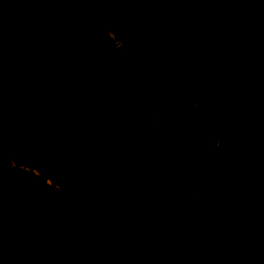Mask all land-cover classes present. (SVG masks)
Wrapping results in <instances>:
<instances>
[{"label":"trees","instance_id":"obj_1","mask_svg":"<svg viewBox=\"0 0 264 264\" xmlns=\"http://www.w3.org/2000/svg\"><path fill=\"white\" fill-rule=\"evenodd\" d=\"M5 3L13 17L0 16V98L39 88L45 96L0 111V264H18L17 240L31 251L29 264H264V251L249 256L244 242L264 235V49L242 55L231 47L250 38L245 10H262L264 33V0ZM224 5L232 10L216 22L204 13ZM23 17L41 21L29 41L12 32ZM191 25L203 34L189 33L184 55L159 62L152 44ZM121 76L126 96L107 101L103 85ZM179 92L235 108L240 134L218 152L224 202L182 199L186 173H213L192 153L183 164L174 157L185 113L169 116L142 155L138 139L123 132L134 104L163 113ZM230 212L239 218L225 223ZM74 219L87 248L67 243ZM160 223L167 233L151 256L154 244L143 241Z\"/></svg>","mask_w":264,"mask_h":264},{"label":"rangeland","instance_id":"obj_2","mask_svg":"<svg viewBox=\"0 0 264 264\" xmlns=\"http://www.w3.org/2000/svg\"><path fill=\"white\" fill-rule=\"evenodd\" d=\"M232 10L229 5L218 6L215 8L204 9L211 22H216L221 17ZM247 17L246 29L250 35L249 40L239 42L231 47L242 55L251 53H260L264 49V33H258V21L262 17L261 9H249L243 11ZM0 16L10 19L13 17V9L11 3L0 4ZM15 27L12 29L13 35L17 39H30L32 34L41 30V21L35 17H23L13 19ZM128 28L134 29L132 25ZM135 30V29H134ZM189 31L182 32L168 39L163 43L152 44V49L157 56L159 62L168 61L173 58L184 55V47L187 36L191 33L194 36H201L203 31L197 27L189 26ZM11 31V30H10ZM29 41V40H28ZM117 47L121 48L122 44L117 41ZM126 78L116 77L107 81L102 89L106 95L107 101L115 100L119 97L126 96L124 85L127 83ZM45 96L42 89H38L36 93L25 98L11 100L8 98H0V111L5 106H13L18 108L35 99ZM168 109L163 113H155L151 107L139 102L134 104L127 114V119L123 126V132L132 135L138 139L137 150L140 155L149 149V142L158 134L159 130L166 123L169 116L177 113H185L186 128L180 137L172 152L175 159L183 164L184 155L192 153L199 159L208 163L213 168L210 176H203L196 173H186V185L182 191V199H192L198 196L209 195L217 202H224V187L219 180L226 177L227 172L220 164L218 152L230 146L240 134V127L236 116L235 108L228 106L225 101L214 102L209 100L197 101L187 97L183 92H179L167 98ZM223 107L222 117L215 121L212 120L218 113V109ZM14 165V163H12ZM236 213L230 212L225 223H231L238 219ZM82 220L74 219L71 223L70 233L67 235V243L73 250L87 248L89 244L83 237L79 236ZM167 233V227L160 223L154 232L145 235L143 244L153 243L154 246L150 250L151 256H154L158 242ZM246 244L245 252L249 256L260 258L264 251V235L247 236L244 240ZM13 255L16 257L18 264H29L33 255L24 242L17 240L13 245ZM102 256L109 257V252L103 250ZM98 264V261L97 263Z\"/></svg>","mask_w":264,"mask_h":264},{"label":"built area","instance_id":"obj_3","mask_svg":"<svg viewBox=\"0 0 264 264\" xmlns=\"http://www.w3.org/2000/svg\"><path fill=\"white\" fill-rule=\"evenodd\" d=\"M124 48V47H123ZM21 167H24L26 170H29V171H32L35 175H37V176H42L43 177V175H42V173H41V171H39L37 168H35V167H30V166H23V165H21ZM49 184H52L49 180H46Z\"/></svg>","mask_w":264,"mask_h":264}]
</instances>
